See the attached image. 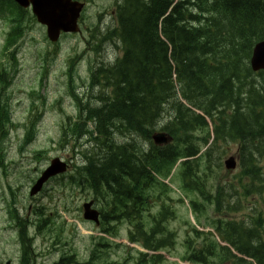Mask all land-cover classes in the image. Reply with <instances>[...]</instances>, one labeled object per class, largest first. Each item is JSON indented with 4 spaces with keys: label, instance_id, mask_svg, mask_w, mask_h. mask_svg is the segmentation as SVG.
<instances>
[{
    "label": "trees",
    "instance_id": "obj_1",
    "mask_svg": "<svg viewBox=\"0 0 264 264\" xmlns=\"http://www.w3.org/2000/svg\"><path fill=\"white\" fill-rule=\"evenodd\" d=\"M23 13L0 0V18L10 30L0 50L3 92L15 77ZM114 20L116 28L107 39L120 56L110 66L90 69L89 88L96 95L91 93L85 104L73 94L74 59L69 63L68 94L78 115L62 123L59 145L86 138L95 150L82 153L83 163L72 166L66 184L92 194L100 206L101 232L116 236L117 224L127 223L131 243L149 252L167 251L176 245L171 228L178 214L175 204L184 205L182 198L173 199L164 180L184 160L175 172L195 222L210 226L225 246L186 217L181 261L264 264V71L254 73L249 65L255 44L264 40V0H124ZM204 116L213 124L214 141L196 157L210 139ZM39 121L35 116L23 125V146L35 139ZM17 127L8 97L0 98V157ZM155 132L166 133L171 143L154 145ZM232 147L239 168L230 181L222 161ZM34 214L30 221L15 207L8 209L22 264L33 245L30 226L37 233L61 230L48 214ZM141 219L156 231L140 228ZM70 262L66 258L58 264ZM164 262L161 255L137 253L134 264Z\"/></svg>",
    "mask_w": 264,
    "mask_h": 264
},
{
    "label": "rangeland",
    "instance_id": "obj_2",
    "mask_svg": "<svg viewBox=\"0 0 264 264\" xmlns=\"http://www.w3.org/2000/svg\"><path fill=\"white\" fill-rule=\"evenodd\" d=\"M112 5L111 0H95L93 8L84 13L83 20L80 22V35H65L58 43L50 44L45 37V29L36 22L30 23V29L21 42V48L16 56L17 66L16 75L12 81V85L6 93L8 96L9 106L12 112V120L22 125L28 123L37 114H40V121L37 125L36 138L31 146L20 153L18 146L23 136L22 131H12L10 139L6 146V158L4 168L0 166V264H18L19 248L16 242V234L13 225L8 217V208L11 202L20 210V213L31 216L32 212L40 206L45 207L52 217H55L57 225L62 228L61 240L67 243L65 250L70 249L76 255L79 261L87 259L89 250L92 247V239L99 236V233L93 226L85 223L82 219L81 207L91 195L86 193L84 189L71 188L66 182H51L45 186L44 191L34 198L28 195L30 187L34 184L41 172L48 166L49 162L54 159H62L66 162H78L80 157L76 156L77 149H73L69 144L59 148L58 138L60 128L66 117L74 119L76 115L75 108L71 101H65L67 95L66 85V68L71 58L79 57L75 75L73 76L74 85L81 86L88 84V61L94 60L95 54L87 45L83 37L89 41L90 32L100 24L97 21V14L108 10ZM104 13V12H103ZM109 18L104 20V23ZM8 25L0 19V49L2 48L8 30ZM111 54H117L112 46H105ZM56 52V53H55ZM46 73L44 74V72ZM34 93L33 97H29ZM87 93L82 90L80 95ZM36 96L44 97V105L42 98L36 99ZM62 100L61 104L58 100ZM59 107L61 109L59 110ZM123 143V139H116ZM95 150V144L90 147L91 153ZM235 148L231 149L230 155H235ZM45 152L40 157L34 158L36 152ZM70 164V163H69ZM237 171V170H236ZM235 172L229 174V180H233ZM84 190V191H83ZM13 192V198L10 195ZM179 218L172 224L177 233V238L183 237L184 211L178 209ZM145 218V217H143ZM140 228H144L146 232L156 231V227H149L143 219L139 223ZM118 238H110L113 246L109 251V260L112 262L123 263L128 255L134 256L130 252L131 246L126 240V228L120 226L117 229ZM162 236V234L160 235ZM53 236L38 238L35 242L36 249L44 252L49 249L50 245L55 242ZM116 244L122 246L116 247ZM183 250L178 246L169 252H161L165 259V264H187L179 262L178 258L183 254ZM58 258L57 255L46 256L40 264H53ZM132 264V261L129 262Z\"/></svg>",
    "mask_w": 264,
    "mask_h": 264
},
{
    "label": "water",
    "instance_id": "obj_3",
    "mask_svg": "<svg viewBox=\"0 0 264 264\" xmlns=\"http://www.w3.org/2000/svg\"><path fill=\"white\" fill-rule=\"evenodd\" d=\"M21 7L26 8L29 3L32 5V12L37 21L46 27L47 38L50 42H57L60 33L77 32V20L83 5L71 3L70 0H14ZM250 66L253 71L264 70V41L258 43L250 58ZM155 144H164L167 142L164 135H154L152 137ZM233 158L225 162L227 170L235 168ZM65 171V164L55 159L51 162L50 167L42 174L41 178L35 183L30 191V196L35 195L42 187L43 183L56 174ZM91 204L83 205V218L88 221L97 223V213L90 210Z\"/></svg>",
    "mask_w": 264,
    "mask_h": 264
},
{
    "label": "flooded vegetation",
    "instance_id": "obj_4",
    "mask_svg": "<svg viewBox=\"0 0 264 264\" xmlns=\"http://www.w3.org/2000/svg\"><path fill=\"white\" fill-rule=\"evenodd\" d=\"M79 2H81V3H83L84 4V7H85V13L89 10V9H91V8H93L94 7V5H95V0H78ZM112 1V5L114 4V2L116 1V0H111ZM118 1V0H117ZM111 5V6H112ZM110 8V7H109ZM109 10V9H108ZM108 10H104L103 12L101 11V12H99L98 14H97V16H96V18H102L103 16H106L107 14H108ZM112 14H113V12H112ZM100 15V16H99ZM111 15V14H110Z\"/></svg>",
    "mask_w": 264,
    "mask_h": 264
}]
</instances>
